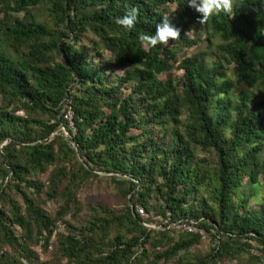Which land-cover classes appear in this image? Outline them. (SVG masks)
Listing matches in <instances>:
<instances>
[{
    "label": "trees",
    "instance_id": "obj_1",
    "mask_svg": "<svg viewBox=\"0 0 264 264\" xmlns=\"http://www.w3.org/2000/svg\"><path fill=\"white\" fill-rule=\"evenodd\" d=\"M132 8L129 31L116 21ZM0 11V264H49L32 243L53 236L68 264H262L264 0L206 20L188 0H0ZM165 17L180 35L152 46L143 37ZM100 173L130 204L65 222ZM44 194L61 201L55 217ZM153 216L169 223L152 230ZM178 222L206 237L167 228ZM206 238L210 252L193 251Z\"/></svg>",
    "mask_w": 264,
    "mask_h": 264
},
{
    "label": "rangeland",
    "instance_id": "obj_2",
    "mask_svg": "<svg viewBox=\"0 0 264 264\" xmlns=\"http://www.w3.org/2000/svg\"><path fill=\"white\" fill-rule=\"evenodd\" d=\"M35 13L38 15L40 20H47V16L49 15L47 11V4L42 5L39 9L37 8L35 10ZM24 14L17 15L18 18H23ZM3 18V14L0 11V19ZM94 40H96L92 35H87L85 38L82 39L80 45L87 48L90 52L92 50H95L94 46ZM7 49H9L7 47ZM194 51H188L189 55L194 54ZM106 57H110V53H105ZM118 75H123L124 71L123 69H117ZM225 73L228 75L229 72ZM223 77H226V75L223 73ZM126 92V91H125ZM2 105V99L0 97V106ZM59 133L64 132V134L69 138V133L66 131L65 128L61 127L58 131ZM201 157L204 155L201 154ZM53 167L48 168V170L41 175H38L36 177H33V179H40L42 182H46L48 180V176L50 172L52 171ZM100 177L98 179H94L93 183L90 186L84 187L80 190L78 196H79V202H80V208L81 210L77 212L76 209H73L72 212L67 215L64 219L65 222L75 224L77 226H81L85 220H88L91 215V206H95L96 204H104L108 206L110 209L114 210L118 214H120L126 207L127 204H130L128 199H125L120 196L119 190L116 187V185L112 182L111 178L108 175H105L103 173L99 174ZM262 178V177H261ZM262 195H264V188L261 190ZM46 194V193H45ZM45 194L43 195L45 204L43 207L52 215L55 217L56 212L61 206V201H49L46 200ZM16 199H18L16 197ZM21 202V201H20ZM57 233H63L66 234V227L64 223L59 222L57 224ZM17 235L21 236L22 231L20 228H17ZM179 234H175V238L178 239ZM55 236H53L49 248H45L44 245V239H40L39 242L35 239L33 240L32 247L33 250L36 252L38 257L40 258L41 262H49V264H68L66 259L56 258L54 247H55ZM214 246V243L210 240V238H206L203 243L198 247L193 249V251L199 250V252H202L203 254H208L211 250V248ZM152 253H155V250H152ZM249 258L248 255H243L244 262L247 261ZM162 264V263H161ZM168 264H175L174 262H169ZM220 264H237V260L231 261V262H223ZM257 264V263H256Z\"/></svg>",
    "mask_w": 264,
    "mask_h": 264
},
{
    "label": "clouds",
    "instance_id": "obj_3",
    "mask_svg": "<svg viewBox=\"0 0 264 264\" xmlns=\"http://www.w3.org/2000/svg\"><path fill=\"white\" fill-rule=\"evenodd\" d=\"M189 6L195 8L198 12L203 14V19L206 20L211 14L223 10L226 13L232 11V0H188ZM138 11L135 8L128 10L122 17L117 18V23L127 30H132L137 22ZM180 30L171 23L170 19L165 17L157 26L155 34L151 36H144L152 46L166 43L170 38L175 39L179 37Z\"/></svg>",
    "mask_w": 264,
    "mask_h": 264
},
{
    "label": "built area",
    "instance_id": "obj_4",
    "mask_svg": "<svg viewBox=\"0 0 264 264\" xmlns=\"http://www.w3.org/2000/svg\"><path fill=\"white\" fill-rule=\"evenodd\" d=\"M65 118L69 120L72 123V118H73V111L71 107L67 106L65 109ZM73 126V125H72ZM137 212L139 213L140 216L146 217L147 214L145 212V209L143 207H138ZM169 223V220H165L160 216H153L152 221L149 223H146L145 226L152 229V230H161L162 227L161 225H167ZM175 228L178 231H190L193 233H200L204 238L206 237L205 232L200 231L197 227H195L192 224H186L183 222H178V223H173L167 226V228ZM252 255L256 256V258H259L260 262L264 264V253L261 252L259 249H253L252 250Z\"/></svg>",
    "mask_w": 264,
    "mask_h": 264
}]
</instances>
